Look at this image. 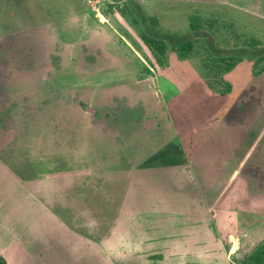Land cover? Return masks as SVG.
<instances>
[{"label": "rangeland", "instance_id": "rangeland-1", "mask_svg": "<svg viewBox=\"0 0 264 264\" xmlns=\"http://www.w3.org/2000/svg\"><path fill=\"white\" fill-rule=\"evenodd\" d=\"M7 1L4 33H35L36 64L4 70L0 256L237 264L232 224L264 234V0H136L179 40L157 58L124 0Z\"/></svg>", "mask_w": 264, "mask_h": 264}, {"label": "trees", "instance_id": "trees-1", "mask_svg": "<svg viewBox=\"0 0 264 264\" xmlns=\"http://www.w3.org/2000/svg\"><path fill=\"white\" fill-rule=\"evenodd\" d=\"M124 1L126 8L140 22V25L142 26L140 31L142 33L141 38L145 44H147L148 48H151L154 51L153 58H157L158 54L161 56L165 55L168 45L174 46L179 42V40L161 32L155 18L149 17L148 19L144 17L139 5L136 3V0ZM191 27L195 31L200 29V26L192 25ZM127 35H129V33ZM184 38L182 40H185V42L179 45V50L182 55L186 56L189 55L192 50L193 34L189 33L188 36ZM134 43L137 47H139L136 42ZM254 46H257V43H255ZM235 52L236 51H233V53ZM232 60L234 61V59ZM224 61L228 62L225 59ZM227 64V67H224L223 69L226 73H229L235 63L230 62ZM192 123L193 121L191 120V138L193 139V143L191 144V153L194 150H205L206 146H208V144H206L207 138L210 137V134H208L210 126L202 125L200 122H194V124ZM203 142L206 144L204 147ZM232 225L235 226L236 230H234V236L230 244V253L236 260L237 264H264V234L259 232L244 231L239 223H233ZM0 264H7L6 260L1 256Z\"/></svg>", "mask_w": 264, "mask_h": 264}, {"label": "flooded vegetation", "instance_id": "flooded-vegetation-1", "mask_svg": "<svg viewBox=\"0 0 264 264\" xmlns=\"http://www.w3.org/2000/svg\"><path fill=\"white\" fill-rule=\"evenodd\" d=\"M4 1L0 4V86H3L6 90L3 96L0 98V106H2V101L7 98V86L4 85L7 80H4L5 68H10L11 72L21 74V72H27V74L31 75L35 71V57L34 54V37L35 33H31L30 30L22 29L18 27L17 30H13L8 33H4V25H3V5H10L7 3V0H0V2ZM10 15L16 17V11L12 9ZM6 68V69H7ZM17 80V79H16ZM35 81L28 82V86L31 87ZM9 84V83H8ZM6 84V85H8ZM47 90V87L45 91ZM7 91V92H6ZM9 94V93H8ZM76 96L71 97V101H80L79 107H81L84 103V99H78ZM11 100V99H9ZM84 107V105H83Z\"/></svg>", "mask_w": 264, "mask_h": 264}, {"label": "crops", "instance_id": "crops-1", "mask_svg": "<svg viewBox=\"0 0 264 264\" xmlns=\"http://www.w3.org/2000/svg\"><path fill=\"white\" fill-rule=\"evenodd\" d=\"M99 36V35H98Z\"/></svg>", "mask_w": 264, "mask_h": 264}]
</instances>
